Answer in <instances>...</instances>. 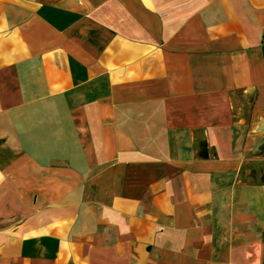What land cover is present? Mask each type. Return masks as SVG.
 I'll use <instances>...</instances> for the list:
<instances>
[{
  "label": "crops",
  "instance_id": "crops-1",
  "mask_svg": "<svg viewBox=\"0 0 264 264\" xmlns=\"http://www.w3.org/2000/svg\"><path fill=\"white\" fill-rule=\"evenodd\" d=\"M0 264H264V0H0Z\"/></svg>",
  "mask_w": 264,
  "mask_h": 264
},
{
  "label": "rangeland",
  "instance_id": "rangeland-1",
  "mask_svg": "<svg viewBox=\"0 0 264 264\" xmlns=\"http://www.w3.org/2000/svg\"><path fill=\"white\" fill-rule=\"evenodd\" d=\"M0 225H1V223H0Z\"/></svg>",
  "mask_w": 264,
  "mask_h": 264
}]
</instances>
